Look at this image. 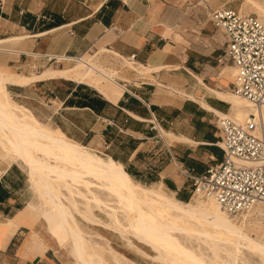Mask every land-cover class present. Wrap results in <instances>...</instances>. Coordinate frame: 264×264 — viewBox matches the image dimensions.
<instances>
[{
    "label": "crops",
    "instance_id": "obj_1",
    "mask_svg": "<svg viewBox=\"0 0 264 264\" xmlns=\"http://www.w3.org/2000/svg\"><path fill=\"white\" fill-rule=\"evenodd\" d=\"M218 33L208 16L172 0H0V69L39 74L88 52L132 62L136 75L118 81L119 95L64 79L7 89L42 124L185 203L191 181L182 174L223 160L215 115L233 119L221 97L233 95L234 67L218 63ZM31 192L25 170L0 162V264H66L28 208Z\"/></svg>",
    "mask_w": 264,
    "mask_h": 264
},
{
    "label": "bare ground",
    "instance_id": "obj_2",
    "mask_svg": "<svg viewBox=\"0 0 264 264\" xmlns=\"http://www.w3.org/2000/svg\"><path fill=\"white\" fill-rule=\"evenodd\" d=\"M250 8L256 11L261 22H264V9L256 3H250ZM94 57L88 52L74 62L65 61L67 64L64 69L45 68L39 74L20 75L0 71V153L10 163L19 165L27 172L31 187L38 194V212L47 223V231L56 236L57 230L65 236V243L59 244L63 249L70 250L76 264H104L102 258L92 250L87 252L85 234L75 223L72 211L63 205L64 202L61 203L60 197L64 198L62 192H65L69 197L66 202L68 201L69 206L82 218L85 225L115 230L120 235L129 232L140 244L159 255L156 258L160 264H205L202 258L181 246L179 240L172 236V232L181 230L171 227L170 224L180 219L201 225L203 230L198 234H204L208 239L210 236L220 240L224 237L226 242L248 247L264 257V248L249 240L236 226L238 220H245V215L237 214L231 217L225 214L213 199L204 198L210 206L218 209L219 213H213L206 208L205 201L199 199V195H194L188 204L179 202L172 194L164 192L160 184L140 185L110 158L100 156L96 151L69 140L58 129L39 122L25 107L10 101L8 85L22 87L39 80L64 79L86 84L100 92H104L105 84L108 83L120 90L114 82V75L98 68L93 62ZM124 62L130 70L136 72L132 62ZM149 70L151 69L145 68L140 72ZM234 73L233 70V76ZM232 94L221 97L232 106L233 119L227 117L239 125L254 119L257 126L255 135L264 139V108L254 106L245 98ZM77 188H83L91 200ZM92 189L97 190L100 196H106L111 203L102 201L97 193H92ZM75 197L85 200L86 212L79 213L76 201L74 202ZM91 204L99 212H104L103 208L106 210L104 215L108 223L94 217ZM262 206L264 203H259L249 211H259ZM118 213L127 221V227L122 225ZM226 216L233 220L227 219ZM213 224L222 225L227 234L215 230L208 231L206 227ZM188 230L185 231L188 233ZM234 238L235 242L232 241ZM215 244L210 248L217 261L214 263L234 264V257L231 256H228L227 261H219V247ZM115 262L122 264L117 259Z\"/></svg>",
    "mask_w": 264,
    "mask_h": 264
},
{
    "label": "built area",
    "instance_id": "obj_3",
    "mask_svg": "<svg viewBox=\"0 0 264 264\" xmlns=\"http://www.w3.org/2000/svg\"><path fill=\"white\" fill-rule=\"evenodd\" d=\"M208 19L224 40L218 63L228 62L235 70L232 92L264 108V23L227 8L211 11ZM215 117L221 164L200 176L182 175L191 181L193 195L213 199L235 216L264 203V139L255 135L254 119L239 125L227 116Z\"/></svg>",
    "mask_w": 264,
    "mask_h": 264
},
{
    "label": "rangeland",
    "instance_id": "obj_4",
    "mask_svg": "<svg viewBox=\"0 0 264 264\" xmlns=\"http://www.w3.org/2000/svg\"><path fill=\"white\" fill-rule=\"evenodd\" d=\"M172 2L183 4L184 6H187L193 9V11L197 10L198 12H201L204 16H208V14H210V12L213 10H216L219 8H227V9L236 11L242 15H253L259 19L257 12L250 8V3H256L260 7H262V9H264V0H172ZM259 20L261 21V19ZM218 35L220 36L222 40L221 34L218 33ZM92 56H95L93 62L98 68L104 70L107 73H111L114 75L115 77L114 82L116 83V85L119 86L121 91L118 88L113 87L112 84H108V83L105 84L106 86L105 89H108L109 93L113 96H114L113 92H119L118 95L122 94L124 88L122 87V85L119 84L118 81H123V80L129 81V78L126 77V75H132V74L136 75L135 71L130 70L126 66L124 61H121V62L117 61L113 58L108 57L107 55H99V56L92 55ZM72 62H74V60ZM65 64H67V62ZM48 68L64 69L65 65H64V68H57L55 66H49ZM0 71L5 72L8 70L0 69ZM110 90H112L113 92ZM9 98L12 103L17 104V102H15L12 99L10 94H9ZM96 151L98 155L104 156L103 151L101 150H96ZM0 162H6L10 165L15 164V163H10L6 158H4L1 155V153H0ZM29 185L32 191L31 195L34 197V200L33 202L29 204L28 208L30 207L29 210H31L35 214L36 218H40L43 221L45 230L47 231V223L45 220H43L42 217H40L39 212H38V206L40 204L38 196H37L38 194L31 187L30 182H29ZM152 185L153 184H147L143 186H152ZM77 190L84 196L87 194L83 188H77ZM163 190L164 192L168 193L165 189ZM190 190H191V193H190L189 200L185 202L188 204L191 203L192 198L194 196L192 194V189ZM92 193H95V194L97 193L96 195L100 197V199L106 202L107 204L111 203V201L108 202V199L106 198V196L102 194L100 196V193L97 190L92 189ZM62 196H64V198L60 197L61 203L64 202L63 205L72 211L75 223L77 224L80 231L83 234H85L84 240L87 243L86 247L88 246L87 252L92 250L96 255L102 258L104 264H117L115 262V259L119 260L122 264H160L156 258V257H159V255L156 254V252H153L152 250H150L148 247L140 244L137 241V239H135V237H133L132 234H130L129 232H126L123 235H120V233L115 230H105L102 228H94V227L85 225L82 218H80L79 215L77 216V213L72 210L71 206H69L68 201L66 202V199L69 198L68 195L65 192L64 193L62 192ZM86 198L88 200H91L90 196L88 197V195H86ZM199 199H201L202 201H205V199L202 198L201 196H199ZM74 202H75L76 207L78 208L77 210L79 211V213L86 212V208H84V206L86 205L85 200L75 197ZM90 206H91V211L94 217L100 219L102 222L108 223L107 222L108 219L104 215L106 211L104 208H103L104 212H99L95 210V208H93L94 206L92 204ZM205 206L206 208H209L208 209L209 211L213 213H219L218 209L213 205L210 206L207 201H205ZM239 215H245L246 218L245 220H238L236 222L237 228L241 230V232L249 240L253 241L254 243H257L258 245H261L264 248V206H262L259 211H252V212L249 211L246 213L238 214V216ZM122 216L123 215L121 213H118V218L121 220L122 225L127 227L128 223L127 224L125 223L127 221L123 220ZM235 216H231V217H235ZM231 217L226 216L227 219L233 220V218ZM178 221H181V223ZM187 222L188 224H186ZM170 225L173 228H177L181 230V231L175 230L177 232H174V233L172 232V236L177 241L179 240L178 242L180 243V245L181 246L183 245V247L188 250L190 249V251L193 252L197 257L202 258L205 264H218V263H214L217 261L212 255V250H211L213 247V244L215 243H216L215 245L217 246V248L219 247L217 250V256L220 262L227 261L229 259L228 256H231L232 258L234 257V264H264V257L258 251L251 250L248 247L246 248L245 246H238V244L236 245V243H228L224 240V237L223 238L221 237V240H220V239L213 238L210 236L208 239L204 234H198L199 232L200 233L202 232L203 227L201 225H198L195 222L180 219V220L172 221ZM193 226H196V227H193ZM206 228L210 232H212V230L213 231L215 230L220 233H226V231H224L225 228L224 227L222 228V225L220 224H216V225L213 224L212 226L206 227ZM184 229L185 230L189 229L188 233ZM55 233H56V236L52 235L51 233L49 234L57 240L60 250L63 251L62 253L56 254V257L66 264H69V263L76 264L74 260L72 259L70 250L63 249L59 244V242L65 243L66 241L65 236L61 235L57 230H55ZM232 241L235 242V238L232 239Z\"/></svg>",
    "mask_w": 264,
    "mask_h": 264
},
{
    "label": "trees",
    "instance_id": "obj_5",
    "mask_svg": "<svg viewBox=\"0 0 264 264\" xmlns=\"http://www.w3.org/2000/svg\"><path fill=\"white\" fill-rule=\"evenodd\" d=\"M87 148H90V149H92V150L96 151L95 149H93V148H91V147H87Z\"/></svg>",
    "mask_w": 264,
    "mask_h": 264
}]
</instances>
